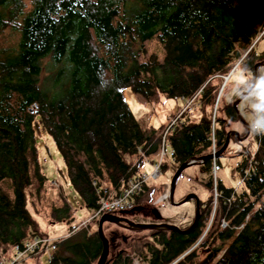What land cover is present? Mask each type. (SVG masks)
<instances>
[{"label":"trees","instance_id":"16d2710c","mask_svg":"<svg viewBox=\"0 0 264 264\" xmlns=\"http://www.w3.org/2000/svg\"><path fill=\"white\" fill-rule=\"evenodd\" d=\"M263 39L264 0H0V257L48 236L38 222L50 184L40 162L42 129L83 206L94 212L100 188L121 192L145 174V159L156 157L179 115L155 130L134 115L124 91L152 106L195 98L191 110L199 117L189 109L166 134L174 157L162 171L176 172L222 149L228 125L240 123L217 85L240 66L254 78L264 62ZM153 41L163 55L148 53ZM243 156L238 170L247 164ZM220 157L195 164L208 175L209 194L191 233L149 230L130 244L123 239L110 264H133V253L143 264H264V135L243 191L215 176ZM154 188L136 196L135 210L144 209ZM47 217L69 234L76 217L63 189ZM97 224L58 241L49 264H97Z\"/></svg>","mask_w":264,"mask_h":264},{"label":"rangeland","instance_id":"374dc122","mask_svg":"<svg viewBox=\"0 0 264 264\" xmlns=\"http://www.w3.org/2000/svg\"><path fill=\"white\" fill-rule=\"evenodd\" d=\"M146 48L148 53L155 52L159 55H163L158 41L147 43ZM258 51H264V39L259 44ZM262 73H264V67L259 69V75ZM124 95L134 115L138 119L146 121L149 127H153L155 130H160L162 127L168 125L170 117L179 114L187 104V101L184 99H164L160 105L152 106L147 104L139 96H136L131 89H126ZM236 100L238 99H234L233 103L236 102ZM226 104L228 103L222 101V105ZM193 110L190 109L188 113L191 118L195 120L199 117L200 111ZM238 110L245 123L249 125V122L246 119L249 110L246 107L242 109L241 103L238 106ZM228 126L231 131H238L240 134L244 132L245 128L241 121L240 123L235 122ZM38 147L42 171L50 181L46 192V198L38 206V210L41 214L40 216L42 217V219H38V222L40 223L42 230L48 233L49 237L61 238L66 234V226L62 224H51L47 215L50 205L58 199L59 193L62 189L75 210L77 222L92 216L93 211L88 210L83 206L80 197L73 190L68 179L63 158L58 152L53 139L44 131V129L38 134ZM257 149L258 138L256 135L250 134L248 138L242 141L238 138L232 139L226 152L218 159L216 170L217 178L226 187L234 188L239 192L243 191L244 186L241 182L238 165L243 161V154L249 153L253 155L256 153ZM159 160L160 148L153 160L145 159L141 169L143 173L151 175ZM153 161L156 163H153ZM164 161L169 165L172 162L169 158H166ZM174 173L173 168H170L167 171H162L161 165V172L158 179L152 181L149 185L155 188L153 191L146 194L145 200L142 203L144 209L142 211L134 209L126 213H117V216L125 217L136 224H168L178 227L179 229H185L189 226L196 216V202L192 200L179 206L170 203V185ZM206 179H208V175L202 172L199 165H193L186 169L177 183L175 202H180L187 195L192 193L196 194L201 201H205L209 194L208 190L203 185V182L206 181ZM31 211L33 212L32 209ZM154 211L158 214L154 213ZM93 229L97 230L98 224L93 226ZM104 233L109 240V256L107 264H110V260L115 257V253H117L122 247L123 239H127L130 244V242L139 238H147L149 235L146 231H131L110 223L104 224ZM129 251L132 252V250ZM124 255L127 256V254ZM24 261L25 264H49L50 258L48 254L41 253L38 255L27 256L24 258Z\"/></svg>","mask_w":264,"mask_h":264},{"label":"built area","instance_id":"2783aa9c","mask_svg":"<svg viewBox=\"0 0 264 264\" xmlns=\"http://www.w3.org/2000/svg\"><path fill=\"white\" fill-rule=\"evenodd\" d=\"M195 98L187 101L186 106L179 115L172 120L171 124L167 128L165 135L162 138V143L160 146V160L155 165V169L151 175L143 174L137 178L128 181L126 187L121 191H113L106 187H102L98 190L99 196V207L93 212L92 216L79 222H75L68 235L62 236L61 238H53L49 236L37 237L23 246H17L15 248V253L11 257H0V264H25L24 258L27 256H33L38 254H48L51 258L52 253L56 250V243L60 240L73 235L83 229H89L90 224L95 220H100L106 214L117 215V213H126L134 209V202L137 195L144 192L145 188L151 184L152 181L158 179L161 172V165L166 158L173 159L174 152L168 151L166 149V134L173 127L178 124V121L184 113L189 109L193 108L195 104ZM258 139L261 138L260 134L256 135ZM245 158L247 159V166L241 167L239 172L241 175L242 184L249 179L254 170L255 164V154L251 155L245 153ZM216 171V169H215ZM216 176V172H215ZM217 177V176H216ZM218 194L216 193V197ZM224 227L226 224L224 223ZM134 256V257H133ZM133 264H143V260L140 256L134 254L132 255Z\"/></svg>","mask_w":264,"mask_h":264},{"label":"water","instance_id":"95a60500","mask_svg":"<svg viewBox=\"0 0 264 264\" xmlns=\"http://www.w3.org/2000/svg\"><path fill=\"white\" fill-rule=\"evenodd\" d=\"M260 67H264V62H260L255 66L254 78L259 76V68ZM228 80H229V77H227L225 79V82H224V85L222 87L221 92L223 91V88L227 84ZM221 92H220V95H221ZM218 99H219V97H218ZM240 103H241L240 100H236V102L233 103V107H234V109L238 115L239 120L243 123L244 127L246 128L247 134L244 137H241V134L238 131H230L227 135L226 142H225L224 146L222 147V149H220L218 152L212 153L209 156H205L202 158H194L190 162L182 164L179 167V169L172 176L171 185H170V195H169L170 203L172 205L179 206V205H182V204L189 202V201H192V200H194L196 202V216H195V219H194L193 223L191 224V226H189L187 229H179L178 227L168 225V224H136V223L130 221L129 219L125 218V217H120V216L112 215V214H106L99 220V224H98V234H99L100 240L103 244V251H102V254H101L100 259L98 260L97 264H107V260H108V256H109V240L107 239V237L105 236V233H104V224L105 223L115 224L119 227L131 230V231L165 230V231H170V232H177L180 234H189L195 229V227L197 226L199 219H200L201 200L196 194L192 193V194L187 195L180 202H178V203L175 202V192H176L177 183H178L181 175L189 167H191L197 163H199V164L205 163L208 160H214V159H217L218 157L222 156L226 152V150L228 149L232 137H236L240 141H242V140H245L246 138H248L250 136L251 132L249 129V125L245 123V121L243 120V118H242V116L238 110V106Z\"/></svg>","mask_w":264,"mask_h":264},{"label":"clouds","instance_id":"9594fccd","mask_svg":"<svg viewBox=\"0 0 264 264\" xmlns=\"http://www.w3.org/2000/svg\"><path fill=\"white\" fill-rule=\"evenodd\" d=\"M225 75L229 77L228 87L223 89L221 100L228 104L240 100L241 108L249 110L246 119L251 134L264 135V73L253 78L246 67L240 66ZM217 87H223V82Z\"/></svg>","mask_w":264,"mask_h":264},{"label":"bare ground","instance_id":"6f19581e","mask_svg":"<svg viewBox=\"0 0 264 264\" xmlns=\"http://www.w3.org/2000/svg\"><path fill=\"white\" fill-rule=\"evenodd\" d=\"M215 149V148H214ZM79 233V232H78Z\"/></svg>","mask_w":264,"mask_h":264}]
</instances>
